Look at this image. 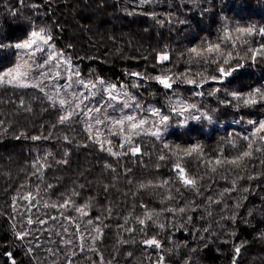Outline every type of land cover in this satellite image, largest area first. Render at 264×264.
Returning <instances> with one entry per match:
<instances>
[{"label": "trees", "instance_id": "trees-1", "mask_svg": "<svg viewBox=\"0 0 264 264\" xmlns=\"http://www.w3.org/2000/svg\"><path fill=\"white\" fill-rule=\"evenodd\" d=\"M33 25L47 26L55 49L71 59L82 79L101 77L117 86L124 83L132 94L161 106L171 92L154 80L144 87H131L135 78L125 73L155 76L205 68L207 74L213 73L215 65L196 62L188 50L216 42L225 27H264V0H152L143 5L139 0H0V43L23 41ZM248 39L252 47L264 41L258 36ZM237 43L232 64L244 67L226 81L229 90L264 87V61L252 63L246 59L251 55L245 52L249 45ZM160 52L170 57L163 64L156 62ZM16 57L14 47L0 48V72ZM214 87L218 85L206 84L198 89L205 95L194 97L187 83L173 85L176 95L196 102L201 113L226 126L207 129L196 123L170 129L160 139L141 135L134 140L139 154L113 156L93 143L82 115L59 124L62 113L44 93L0 84V264H11L7 253L16 264H94L101 258L104 264H157L160 256L164 264H232L234 258L236 264H264V154L255 153L246 160V168L225 165L213 172L208 163L221 154L231 158L243 150L242 137L249 132L232 123L264 118V107L237 111L221 102L231 99L225 93L208 94L207 89ZM241 116L245 119L240 120ZM164 142L173 150L201 146L202 157L193 155L183 161L189 175L197 178L199 195L175 179L174 157L158 159L161 150L169 152ZM233 184L234 191H224ZM28 192L36 195L35 207L29 208V202L21 199ZM68 197L77 205L87 204L88 215L44 207ZM179 207L186 211H167ZM146 210L153 213L155 222L148 221L142 232L139 229L144 226L136 218ZM61 213L76 219L64 220ZM54 216L59 219H50ZM28 217L32 225L27 224ZM37 217L46 223L38 225ZM88 219H94L102 235L94 242L83 241L86 247L81 250L79 233L86 227L82 221ZM17 232L30 235L21 240ZM154 234L161 242L159 249L142 243ZM88 245L96 251L87 250ZM235 246L241 248L238 257H234Z\"/></svg>", "mask_w": 264, "mask_h": 264}, {"label": "snow or ice", "instance_id": "snow-or-ice-1", "mask_svg": "<svg viewBox=\"0 0 264 264\" xmlns=\"http://www.w3.org/2000/svg\"><path fill=\"white\" fill-rule=\"evenodd\" d=\"M151 2L152 0H139V4L141 5ZM33 7H36V5H33ZM181 23H183V21H181ZM222 33V36L219 37L216 42H209L201 47H192L188 50L190 58L194 59L196 62L215 65V69L211 74H207L206 68L203 71H197L195 73L186 70L179 74L172 73L171 70H169L168 72H161L155 76L135 71L125 73L126 76L135 78L130 85L131 87H144L147 81L154 80L157 84L162 86L163 89L171 92L172 96L169 97L168 113H165L157 107L150 106L147 109H144L140 104H135L136 109H139L141 113H147V115L126 113L117 120H109V117L106 114L107 108L112 107L115 109V105H120L121 110L132 108L135 98L129 94L128 85L121 83L117 86L115 83H108L101 77H92L88 80L82 79L81 73L73 68L71 59L65 57L62 51L55 49V45L52 43L53 36L47 26L40 27L33 25L26 34L25 39L21 42L9 45L0 43V48L14 47L15 49L20 50L19 62L8 71L0 74V84H9L13 87L22 89H37L44 93L47 99L51 101L52 107L58 108L62 113L58 116L59 124H67L75 121L76 118L83 115L85 121L88 123V128L85 130L89 132L90 137L94 136L93 143L98 144L101 151H107L113 156L122 154L126 155L129 153L135 156L140 153V146L134 142V138L141 135H151L156 139H160L162 131H166L170 125L172 120L171 114L184 116L185 113H188V116H185L183 121L184 124H187L189 119L200 120L201 116L208 120L209 123L213 122L212 117L207 113H200V109L196 102L189 103L185 99L176 96V89L173 88V85L176 84L177 81L192 86L193 91L191 95L194 97H203L205 95L204 91H199L198 89H203L206 84L218 85V87L207 89L208 94L215 96L217 93H225L226 96L231 99H225L221 102L233 106L237 111H239L241 107H264V87H257L250 91L243 92L229 90L228 83H226L228 78L233 76L234 72L244 67L241 63L232 64V60L236 57L235 49L238 46L237 42H240L239 46L241 47L243 45H249L245 49V52L251 53V55L247 56L246 59L251 60L252 63H257L258 60L264 61V41L258 40L256 41V46L252 47L250 40L248 39L257 36L264 38V27L257 28L255 25L246 27L236 26L231 30L225 27L222 30ZM228 45H231V48H229ZM169 59L170 57L167 52L157 53L156 62L158 64H163ZM61 68H63V72L60 71ZM60 79H63L65 83L58 86L54 84L52 85L54 91L50 90L49 92H45V88L48 87V84L51 81H59ZM77 87L86 90L87 96L85 95V91H76L75 89ZM61 90H63V96H61ZM97 94H102V99L105 100V103H98L89 106V104L86 103V100L95 98ZM244 119V116L240 117V120ZM246 122L247 125L251 126L249 134L242 137L246 142V146L234 157L228 158L221 154L216 157L214 161H209L208 163L212 165L211 170L213 172L216 171L217 166L223 167L225 165H232L237 169L241 167L246 168V160L252 159L255 153L264 154V118L258 120L247 119ZM109 124L111 127H108ZM100 125H104L108 129L109 135L119 134L123 136V143L118 146L120 149L124 150L123 152H114L111 147L112 141L108 140L106 137L101 139L103 132L97 127ZM113 128L118 129V132L112 131ZM32 139L37 140L40 139V137L33 136ZM105 145L108 146L105 147ZM233 146H236L234 142ZM163 148L169 149V152L164 153L163 150H161L158 159L160 161H165L172 160L174 157L175 159L171 164V168L176 174L175 179L186 189L193 190L199 195L200 190L197 185V178L189 175L183 166V161L185 158L193 155L202 157L203 153L201 146L198 144L184 148L176 146L175 150H173L172 146L164 142ZM62 162L67 163L66 160ZM33 167H36V165L34 164ZM40 167H43V165ZM106 167L111 166L106 165ZM35 174L36 173H34V175ZM249 178L252 179L254 177L249 176ZM167 183L168 181H164L163 185H167ZM48 187L51 188V185H48ZM141 187H144V185H141ZM234 190L235 184H233L232 189H225L224 191L230 192ZM247 190V188L243 189V191ZM38 194L37 191L36 195ZM36 195L32 192H28L27 195L22 196L21 199L29 202V208L35 207L36 205H34L32 201L36 199ZM73 195H78V193L74 192ZM192 203L194 204V202ZM44 207H53L58 211L64 209L65 212L71 209L79 213L81 217L88 215V212L86 211L88 205H77L71 197L66 198L59 204L49 205L48 203H45ZM141 207L146 208L145 205H141ZM187 207H192V204L187 205ZM196 207H198V205ZM167 211L184 213L186 207L167 209ZM61 215L64 220L70 222L76 219L75 217L63 215V213H61ZM156 215L158 216L159 214ZM50 219L55 220L59 219V217L54 216L50 217ZM94 219L99 220L98 217ZM94 219L82 221L86 227L84 232L79 233L81 241L79 247L81 250H84L86 247L83 241L91 240L94 242L102 235L101 228L94 223ZM136 219L140 225L144 226L139 229V231L142 232H144L145 228L148 226V221L155 222L153 219V213L150 210H146L143 217H137ZM187 219L191 220L192 217L188 216ZM36 223L42 225L46 223V221L37 217ZM127 223L128 221L125 219V224ZM27 224H33V219L31 217L27 218ZM87 225H92V228L88 229ZM61 226L63 227V225ZM74 226L79 230L80 224L77 223ZM159 226L161 228L164 227L163 224ZM64 231L67 232L68 229L65 228ZM92 233H95V235H92ZM15 235L17 238L23 240L26 236L30 235V232H17ZM145 235L147 236V232H145ZM142 243L147 247H154L156 249H159L162 246L155 234L150 238L144 239ZM87 250L96 251V249L90 245L87 246ZM31 251L32 250L29 249V252ZM240 251V246H235L234 257H238ZM7 255L11 264H16L12 254L7 253ZM53 255H55V253H53ZM94 264H104L103 259L101 258L99 262H94ZM157 264H164L163 256L158 258ZM232 264H236L235 258L233 259Z\"/></svg>", "mask_w": 264, "mask_h": 264}, {"label": "rangeland", "instance_id": "rangeland-1", "mask_svg": "<svg viewBox=\"0 0 264 264\" xmlns=\"http://www.w3.org/2000/svg\"><path fill=\"white\" fill-rule=\"evenodd\" d=\"M19 53H20V50L17 49L16 60L13 58L14 59V61L12 60L13 63L11 65H9L7 68H5L3 71H1L0 74L8 71L10 68L14 67L16 65V63L19 62V59H20ZM60 71L63 72V68H61ZM64 83H65V81L63 79H60L59 81H51L48 84V87L45 88V92H49L50 90L54 91V89H52V85H54V84L58 86V85H61ZM75 90L78 92L79 91H85V95L87 96L86 90L81 89L79 87H77ZM128 92L130 95L134 96V98H135L132 108L121 110L120 105H115V109L112 107L107 108L106 114L108 115L109 120H117L121 116L125 115L126 113H132V114H136V115H145L146 116L147 113H141L139 109L135 108V104H140L144 109H147L148 107L153 106V107L160 108L165 113L169 112V99L166 101V103H164V105L157 106V105H154L153 102L144 101L141 97L132 94L130 91H128ZM63 95H64L63 90H61V96H63ZM171 96H172V94L169 97H171ZM176 96L180 97L179 95H176ZM86 103L89 104V106H92V105H96L98 103L104 104L105 100L102 99V94H97V96L95 98H92L90 100H86ZM200 113H197V114H200ZM171 115H172V120L170 122V125L166 131H162V135L160 138L164 137L165 134L167 133V131L170 129H173L175 131V129L178 130V129L187 128L188 126L195 125L196 123H202L203 127L207 128V129L208 128L220 129V128H223L224 126H226V123L218 122V121L214 120L213 118H212L213 122L209 123L208 120L203 118V116H201L200 120L189 119L187 121V124H184L183 121L185 119V116H188V113H185L184 116H176L175 114H171ZM83 118L85 119L84 116H83ZM205 121H206V124H205ZM177 122H179V123H177ZM232 124L238 128H241V129L247 128V132H250V130H251V126L247 125V122L245 123V122H241V121H239V122L236 121V123H232ZM97 127H99L100 130L103 132V136L101 137V139L106 137L108 140H111L112 141V144H111L112 150L114 152H120L121 149L118 146L121 143H123V136L119 135V134L109 135L108 129L104 125H100ZM108 127H111V125L109 124ZM87 128H88V123H87ZM112 131L118 132V129L113 128ZM92 137L94 139V136H92ZM135 138H137V137H135ZM135 138H134V140H135ZM107 146L108 145H105V147H107Z\"/></svg>", "mask_w": 264, "mask_h": 264}]
</instances>
